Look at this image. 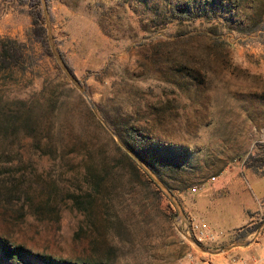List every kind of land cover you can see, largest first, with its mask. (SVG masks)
Instances as JSON below:
<instances>
[{"label":"rangeland","instance_id":"obj_1","mask_svg":"<svg viewBox=\"0 0 264 264\" xmlns=\"http://www.w3.org/2000/svg\"><path fill=\"white\" fill-rule=\"evenodd\" d=\"M39 1L0 0V41L27 44L30 56L26 71L0 72V238L111 264H199L261 243L264 213L244 239L239 230L212 239L207 219L212 186L217 199H232L223 180L264 149V31L246 36L216 18L238 2ZM181 11L203 16L176 20ZM38 13L47 48L29 38ZM53 44L143 164L90 108ZM123 152L138 175L118 167ZM102 163L113 169H92ZM97 171L106 174L101 192L90 186ZM189 215L208 226L204 250L184 235ZM0 264L11 263L0 253Z\"/></svg>","mask_w":264,"mask_h":264},{"label":"trees","instance_id":"obj_2","mask_svg":"<svg viewBox=\"0 0 264 264\" xmlns=\"http://www.w3.org/2000/svg\"><path fill=\"white\" fill-rule=\"evenodd\" d=\"M35 1H37V3L40 2L39 0ZM236 2H238L236 6H232L230 8L226 7L225 10L227 13H224L221 17L217 16L216 18H221L220 20L225 22L230 21L229 27L232 31L246 36L257 35L259 32L264 31V0H247V3L249 4V10L252 11L250 15H238V10L240 9L241 5H243V0H236ZM214 3H216L215 0ZM214 3L212 4V12L214 11L215 13L214 9L216 6ZM202 13L203 12L195 14L188 11H181L176 14V20H198L203 16ZM243 15L244 18H242ZM214 16H216V14ZM33 21L34 27L29 34V38H31L32 40V38L34 37L37 42H40L43 47L47 48V43L44 40L46 30L42 25L43 23L41 13L34 15ZM234 25L237 26L234 27ZM28 51L29 49L27 44L20 43L14 39L1 40L0 72L7 70L9 72L14 68H20L21 70L26 71L25 65L27 64L28 58H30V56L27 55ZM101 112L102 115L106 118V120H108V122L115 128L118 134H120L121 132L119 133V130L113 120H111L103 111ZM29 121L30 119L27 118V122ZM7 122H13L15 124V121L7 120ZM120 156L122 157V162L120 161L118 167L130 169V173H132L133 176L138 175L140 173L138 165L128 154L123 152V154H120ZM248 163L249 169L257 173H261L264 176V149L258 156H250L248 158ZM97 167L104 168L107 170L108 167L112 168V165L111 163H102L100 165L95 164L92 166V169ZM90 175L92 177L90 180L91 188L95 191L101 192L102 186L104 185V175L106 174L104 172L101 173L97 171L92 174L90 172ZM258 227L259 224H255L253 226L246 227V229L240 230L239 234L237 235V239L247 238L250 234L254 233V231H256ZM0 253L2 257L6 261H9V263L11 264H111L108 258H101L90 261H72L56 257L50 254L37 253L26 248L24 245L10 244L9 241L3 237L0 238ZM113 253V250H108L109 256Z\"/></svg>","mask_w":264,"mask_h":264},{"label":"crops","instance_id":"obj_3","mask_svg":"<svg viewBox=\"0 0 264 264\" xmlns=\"http://www.w3.org/2000/svg\"><path fill=\"white\" fill-rule=\"evenodd\" d=\"M258 48L259 53L264 54V44H260ZM223 181L226 183L225 187L234 189L232 199H235H217L216 194L221 188L216 184L212 186V221L207 219L212 234L215 235L250 227L264 213V176L261 173L249 168H234ZM235 217H241L242 221L235 220ZM260 241L255 246L241 248L240 252L230 250L227 256L203 259L199 264H264V235ZM237 255V258L234 257Z\"/></svg>","mask_w":264,"mask_h":264},{"label":"water","instance_id":"obj_4","mask_svg":"<svg viewBox=\"0 0 264 264\" xmlns=\"http://www.w3.org/2000/svg\"><path fill=\"white\" fill-rule=\"evenodd\" d=\"M53 51L55 56L57 57V59L59 60V62L61 63L62 67L64 68V70L68 73V75L70 76L71 80L73 81V83L78 87V89L80 90V92L82 93V95L86 98L88 104L90 105V108L95 112V114L98 116V118L100 119V121L106 126V128L115 136L118 138V141L120 143V145L126 150V152L136 161H138L139 164H143L142 160H140V158L137 156V154H135L131 149H129L127 146L124 145V143L120 140V138L118 137L117 133L111 128V126L108 124V122L99 115L97 108L95 106V104L93 103V101L91 100L87 90L85 88H83L80 83L69 73L67 67L65 66V64L63 63L59 53L57 52L55 45L53 44ZM188 238V237H186ZM189 240H192L195 244H198V247L201 250H204L201 246H199V243H197L195 240L188 238ZM250 242L246 241V243L244 244L245 247L249 246ZM234 247V246H233ZM232 247L226 248L222 251H219L218 253H222V252H228L231 250Z\"/></svg>","mask_w":264,"mask_h":264},{"label":"built area","instance_id":"obj_5","mask_svg":"<svg viewBox=\"0 0 264 264\" xmlns=\"http://www.w3.org/2000/svg\"><path fill=\"white\" fill-rule=\"evenodd\" d=\"M216 178H213V181H215ZM199 188H193V192H197ZM187 224H186V231L184 233L185 237L191 238L195 240L197 243H202L205 241V239L208 236V226L204 223L196 222L192 217H187ZM224 236L223 233L220 234H212V239H215L216 237Z\"/></svg>","mask_w":264,"mask_h":264}]
</instances>
